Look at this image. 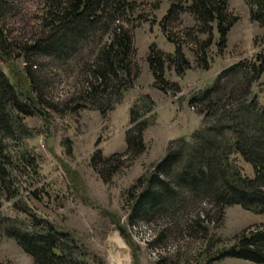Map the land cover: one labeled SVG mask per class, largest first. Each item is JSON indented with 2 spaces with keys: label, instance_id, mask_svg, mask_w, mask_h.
<instances>
[{
  "label": "rangeland",
  "instance_id": "rangeland-1",
  "mask_svg": "<svg viewBox=\"0 0 264 264\" xmlns=\"http://www.w3.org/2000/svg\"><path fill=\"white\" fill-rule=\"evenodd\" d=\"M10 1L15 6L8 27L17 39L25 40L39 29L44 0ZM172 1L137 0L135 11L124 24L133 32V62L139 70L138 76L122 92L121 98L114 97L119 100L108 102L105 109L84 105L80 96L89 90L90 74L86 67L92 63L97 48L110 39L111 31L104 35L95 33L71 57H32L37 62L35 66L47 103L45 112L25 117L35 132L27 141L39 165L38 172L20 177L22 194L17 199L28 201L58 227L75 233L86 245L91 264H203L218 248L231 244L236 234L247 226L264 224V213L237 203L225 208L220 225L209 218L205 220L209 226L207 235L188 226L187 220L194 210L153 215L143 211V218L128 220L132 196L140 189L137 179L152 172L153 164L165 155L171 141L180 137L190 139L203 126L205 112L200 111L203 107L200 103L192 101L193 96L230 64L240 59H254L259 52L264 54V27L252 20L250 5L246 0H229L230 9L240 17L229 30L222 50L215 30L208 48L210 66H200L197 55L200 40L209 34L198 30L194 15L184 9L178 16L166 20L165 28L163 18ZM164 28L181 42L191 61V67L183 73L178 72L173 62L166 61L164 74L173 82L168 90L156 85L147 58L153 42L166 53L175 52L177 44L168 38ZM25 63L19 57L10 66L6 63L3 66L19 74ZM252 93L264 104V71L253 83ZM133 106L136 109L132 112ZM138 121L147 123L146 148L135 155L127 148L126 134ZM240 163L246 173L253 174L251 164L243 159ZM33 190L38 196H34ZM14 201V198H4L0 210L22 215L13 206ZM196 205L200 210L209 209L212 220L217 218L206 199ZM210 238L215 241L211 250ZM0 264L35 262L14 237L4 236L0 239ZM212 264L264 262L225 256Z\"/></svg>",
  "mask_w": 264,
  "mask_h": 264
},
{
  "label": "trees",
  "instance_id": "trees-1",
  "mask_svg": "<svg viewBox=\"0 0 264 264\" xmlns=\"http://www.w3.org/2000/svg\"><path fill=\"white\" fill-rule=\"evenodd\" d=\"M246 1L252 20L264 27V0ZM137 4V0H44L38 31L19 40L8 27L15 5L10 0H0V207L4 198H14L13 206L22 214L11 215L0 210V239L14 237L35 264L91 262L86 245L75 233L58 227L28 201L17 199L22 194L20 177L38 172L39 165L27 141L35 132L25 117L45 112L47 103L37 62L32 57H71L95 33L104 35L111 31L110 39L97 48L92 63L86 67L90 74L89 90L80 96L84 105L105 109L108 102L118 101L138 76L139 70L133 62V32L124 24ZM183 9L194 15L198 30L209 34L200 40V54H197L200 66L207 68L208 48L215 30L222 50L229 30L240 16L230 9L229 0H173L163 26ZM166 33L177 44L175 52L166 53L153 42L147 56L155 83L164 90L173 83L164 74L166 61L173 62L180 73L191 67L181 42L171 31ZM19 57L26 62L19 74L4 68V63L10 66ZM263 71L264 54L259 52L254 59L230 64L193 96L192 101L203 106L200 107L205 112L203 126L190 139L180 137L171 141L165 155L153 164L152 172L137 179L140 189L132 196L129 221L143 218V211L153 215L194 210L187 220L188 226L207 235L209 226L205 220L209 218L220 225L228 205L237 203L264 213V104L252 93L253 83ZM114 97L119 98L114 100ZM135 109L133 106L132 112ZM146 126V122L138 121L137 126L127 130V148L135 155L146 148ZM241 159L251 164L253 174L244 171ZM133 188L128 190L129 194ZM33 192L38 196L36 190ZM202 199L211 203L216 219H211L209 209H198L196 204ZM208 246L210 250L215 247L214 239L210 238ZM225 256L264 262V224L247 226L236 234L231 244L218 248L203 264H212Z\"/></svg>",
  "mask_w": 264,
  "mask_h": 264
},
{
  "label": "bare ground",
  "instance_id": "bare-ground-1",
  "mask_svg": "<svg viewBox=\"0 0 264 264\" xmlns=\"http://www.w3.org/2000/svg\"><path fill=\"white\" fill-rule=\"evenodd\" d=\"M120 242H121V240H120ZM121 245L124 246V244L122 242H121Z\"/></svg>",
  "mask_w": 264,
  "mask_h": 264
}]
</instances>
